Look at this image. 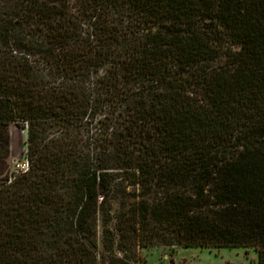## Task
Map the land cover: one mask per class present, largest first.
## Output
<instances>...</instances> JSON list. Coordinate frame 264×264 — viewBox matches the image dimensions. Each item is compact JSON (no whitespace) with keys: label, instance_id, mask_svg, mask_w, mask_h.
Wrapping results in <instances>:
<instances>
[{"label":"trees","instance_id":"obj_1","mask_svg":"<svg viewBox=\"0 0 264 264\" xmlns=\"http://www.w3.org/2000/svg\"><path fill=\"white\" fill-rule=\"evenodd\" d=\"M136 246L264 264V0H0V264Z\"/></svg>","mask_w":264,"mask_h":264},{"label":"rangeland","instance_id":"obj_2","mask_svg":"<svg viewBox=\"0 0 264 264\" xmlns=\"http://www.w3.org/2000/svg\"><path fill=\"white\" fill-rule=\"evenodd\" d=\"M10 134L9 160L12 163L16 159L19 162H23L25 159L24 130L13 125ZM99 244L102 249L100 231ZM117 255L120 254L117 253ZM130 261V264H257V251L252 247L184 248L178 246H136L130 250ZM101 264L109 263L105 260Z\"/></svg>","mask_w":264,"mask_h":264},{"label":"built area","instance_id":"obj_3","mask_svg":"<svg viewBox=\"0 0 264 264\" xmlns=\"http://www.w3.org/2000/svg\"><path fill=\"white\" fill-rule=\"evenodd\" d=\"M29 167V163L28 160L24 159L23 162H19L17 159L15 162H13V167H12V171L14 173H21V172H25Z\"/></svg>","mask_w":264,"mask_h":264}]
</instances>
